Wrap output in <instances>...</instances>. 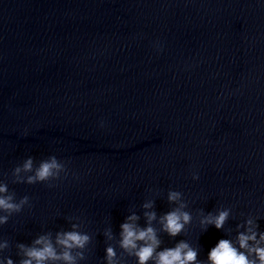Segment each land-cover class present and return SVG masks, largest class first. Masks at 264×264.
Wrapping results in <instances>:
<instances>
[{"label":"clouds","instance_id":"1","mask_svg":"<svg viewBox=\"0 0 264 264\" xmlns=\"http://www.w3.org/2000/svg\"><path fill=\"white\" fill-rule=\"evenodd\" d=\"M33 166V161L31 158L26 160L23 165L24 170L31 171ZM61 165L58 163L55 156L51 157L49 160L42 161L39 167L35 171L34 176L28 177V183H34L36 181H46L53 175L57 174ZM55 170V171H54ZM17 172L20 171L19 168L16 169ZM6 187H0V192H5ZM178 193H172L169 196L170 200L176 199ZM12 197L0 198V209L8 212L19 211L20 205L11 202ZM24 201H21L23 203ZM227 211H222L209 223L214 224L217 229L223 227V224L227 218ZM165 230L172 236L178 235L184 226V223L190 221V216L187 213L170 212L165 216ZM7 217H0V222H6ZM251 223V221H249ZM122 246L124 248H136V241L144 240L151 241V243H146L144 246L140 247L136 255L138 257L139 264H148V261L152 258L155 251V245L158 244L156 241L155 234L152 228H147L146 230H141L137 232L131 225H122ZM257 233L251 232L250 234L241 233L238 236L240 249H246L248 253H254L256 259H249L248 254L244 251L238 250L233 246L231 241L227 239H221L217 242L215 247H213L208 255L209 264H264V247L256 245L251 247L249 241H256ZM87 236H82L76 232H69L63 235V238H58V243L71 248L73 246L82 247L87 241ZM260 240H264V233L260 234ZM37 244L43 243V248H32L26 253L28 259L22 261V264H33L35 260L36 264H44L48 259H59L51 243H48L41 238L36 241ZM108 257L114 256V251L111 248L107 249ZM197 252L190 248L186 243H180L175 248L165 249L164 251L157 254L156 264H196ZM63 259L71 260V256L65 252L63 254ZM8 264H12L9 260Z\"/></svg>","mask_w":264,"mask_h":264}]
</instances>
